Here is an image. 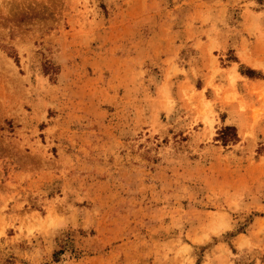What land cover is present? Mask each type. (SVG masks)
<instances>
[{
  "label": "rangeland",
  "instance_id": "rangeland-1",
  "mask_svg": "<svg viewBox=\"0 0 264 264\" xmlns=\"http://www.w3.org/2000/svg\"><path fill=\"white\" fill-rule=\"evenodd\" d=\"M0 264H264V0H0Z\"/></svg>",
  "mask_w": 264,
  "mask_h": 264
},
{
  "label": "trees",
  "instance_id": "trees-1",
  "mask_svg": "<svg viewBox=\"0 0 264 264\" xmlns=\"http://www.w3.org/2000/svg\"><path fill=\"white\" fill-rule=\"evenodd\" d=\"M252 77V76H251ZM235 132V134H233V137H237V135H236V129L235 128H232V127H228V128H225L223 131H222V133L220 134V138L222 139V141L223 142H227L228 140V136L226 135V133L225 132Z\"/></svg>",
  "mask_w": 264,
  "mask_h": 264
}]
</instances>
